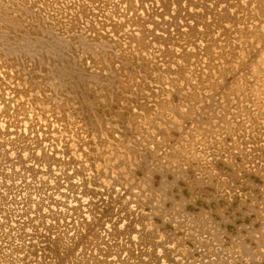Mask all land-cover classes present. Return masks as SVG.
Returning <instances> with one entry per match:
<instances>
[{"label": "bare ground", "instance_id": "1", "mask_svg": "<svg viewBox=\"0 0 264 264\" xmlns=\"http://www.w3.org/2000/svg\"><path fill=\"white\" fill-rule=\"evenodd\" d=\"M258 98L264 0H0V264H264Z\"/></svg>", "mask_w": 264, "mask_h": 264}, {"label": "rangeland", "instance_id": "2", "mask_svg": "<svg viewBox=\"0 0 264 264\" xmlns=\"http://www.w3.org/2000/svg\"><path fill=\"white\" fill-rule=\"evenodd\" d=\"M259 84L262 85L261 82H260ZM262 89H263V88H262ZM255 96H257L256 93H255ZM258 96H260V94H259ZM261 97H263V96H261ZM261 97H259V98H261ZM259 98H258V99H259ZM254 99H256V97H254ZM258 99H257L258 102H264V100L260 101L261 99H259V100H258ZM246 105H249V104H246ZM250 105H251V104H250ZM235 110H236V109H235ZM235 110H234L233 112H235ZM241 118H242V117H241ZM243 119H244V118H243ZM248 125H249V124H248ZM99 197H100V196L94 198L93 201L95 200L94 202H96L97 205H98V204L101 205V203H102V205L99 206V207H102V208H103V207H105V206L103 205L102 200H98ZM98 201H99V202H98ZM100 202H101V203H100ZM99 207H98V210H101L102 208L100 209ZM105 208H106V207H105ZM121 215H122V213H121ZM116 219H117V216L115 215V217H112V222H113V221H116ZM103 220H105V218H103ZM124 222H125V223H124ZM124 222H123L124 224L127 223V221H124ZM100 227H101V226H100ZM104 227H105V226H104ZM101 228H102V227H101ZM101 228H99V229H100V230H103V228H102V229H101ZM101 232H102V231H101ZM140 248H142V246H140L139 249H140ZM136 250H137V249H136ZM136 250H134L135 253H137ZM141 257H142V259H145V258H146V257L143 258V255H142Z\"/></svg>", "mask_w": 264, "mask_h": 264}]
</instances>
